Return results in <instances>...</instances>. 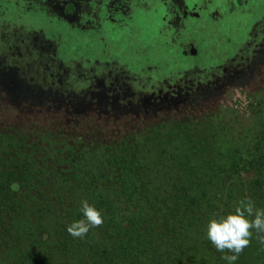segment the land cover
Instances as JSON below:
<instances>
[{
    "label": "trees",
    "instance_id": "trees-1",
    "mask_svg": "<svg viewBox=\"0 0 264 264\" xmlns=\"http://www.w3.org/2000/svg\"><path fill=\"white\" fill-rule=\"evenodd\" d=\"M4 72L23 94L64 106L51 103L42 125L17 115L0 127V264H228L206 229L246 197L264 209V77L247 117L218 108L100 138L69 95ZM85 199L104 223L74 238ZM234 264H264L255 230Z\"/></svg>",
    "mask_w": 264,
    "mask_h": 264
},
{
    "label": "rangeland",
    "instance_id": "rangeland-1",
    "mask_svg": "<svg viewBox=\"0 0 264 264\" xmlns=\"http://www.w3.org/2000/svg\"><path fill=\"white\" fill-rule=\"evenodd\" d=\"M9 14L14 13H5ZM234 15L219 28L211 27L204 34L205 41H197L193 58L184 57L177 44L161 43L155 33L157 25L150 22L138 21L142 27L139 45L126 43L123 49L108 48L100 55L92 37H68L62 26L50 27L47 20L37 19L32 25L46 38L23 29L11 35L2 31L0 68L13 67L16 76L35 86L34 90L69 95L72 99L68 98L67 108L80 116L84 129L93 126L100 138L116 136L132 127L166 130L175 120H197L211 109L247 117L253 107L252 94L264 77V13ZM122 42L125 44V40ZM50 46L63 67L50 55ZM101 56L102 65H95L96 72L76 76L80 74L74 69L75 63L93 67V61ZM46 66L53 69L55 77L50 76ZM64 68L74 77L60 75ZM22 91L7 72L0 75V127L17 115L25 122L42 125L54 113L51 103H58L54 105L56 110L64 106Z\"/></svg>",
    "mask_w": 264,
    "mask_h": 264
},
{
    "label": "flooded vegetation",
    "instance_id": "flooded-vegetation-1",
    "mask_svg": "<svg viewBox=\"0 0 264 264\" xmlns=\"http://www.w3.org/2000/svg\"><path fill=\"white\" fill-rule=\"evenodd\" d=\"M0 13L2 37V31L11 35L13 31L23 29L46 38L41 29L34 28L32 21L47 20L50 27L62 26L68 37H92L100 48V55L108 48L123 49L126 43L139 45L142 27L138 21L150 22L157 25L155 33L161 43L177 44L184 57L193 58L197 55V41H205L204 34L207 35L211 27L219 28L218 25L235 13H264V0H0ZM5 13L14 14L6 16ZM28 43L31 46L32 41ZM51 50L50 55L58 59L55 49L51 47ZM99 58L102 56L89 68L75 63L74 69L80 74L76 76L81 78L83 72L85 76L96 72L95 65H102ZM59 62L62 66V61ZM45 68L51 77H55L53 69ZM53 68L58 71L56 66ZM68 71L64 68L60 75H72L67 74Z\"/></svg>",
    "mask_w": 264,
    "mask_h": 264
},
{
    "label": "clouds",
    "instance_id": "clouds-1",
    "mask_svg": "<svg viewBox=\"0 0 264 264\" xmlns=\"http://www.w3.org/2000/svg\"><path fill=\"white\" fill-rule=\"evenodd\" d=\"M13 191L19 190V185H11ZM83 219L72 222L67 227V232L74 238L83 239L91 228L103 226L104 217L102 212L95 206L90 205L85 199L81 201ZM253 230L256 239L264 245V209L257 208L250 197L237 202L232 212L212 218L207 224L206 235L214 248L223 255L222 259L228 264H234L239 255L251 244Z\"/></svg>",
    "mask_w": 264,
    "mask_h": 264
}]
</instances>
